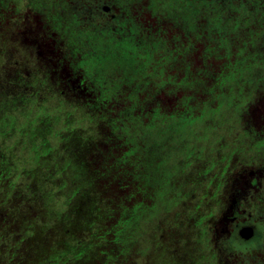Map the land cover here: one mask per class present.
I'll use <instances>...</instances> for the list:
<instances>
[{"label":"flooded vegetation","instance_id":"1","mask_svg":"<svg viewBox=\"0 0 264 264\" xmlns=\"http://www.w3.org/2000/svg\"><path fill=\"white\" fill-rule=\"evenodd\" d=\"M159 1L0 0V264H264V158L255 157L264 144V88L240 109L247 142L222 138V123L211 119L239 54L217 51L202 24L187 35ZM76 30L87 38L73 48ZM163 43L175 48L178 86L153 88L135 108L176 118L194 142H181L175 162L157 164V185L171 180L178 200L127 255L116 228L146 197L131 172L116 171L128 147L113 126L132 104L104 95L94 77L108 58L135 64ZM189 79L194 88L185 87ZM216 130L219 138H209ZM15 142L24 146L18 155L8 144ZM166 150L157 144L160 159ZM44 159L60 161V179L43 175L64 201L55 208L52 189L21 182L24 173L37 179Z\"/></svg>","mask_w":264,"mask_h":264},{"label":"rangeland","instance_id":"2","mask_svg":"<svg viewBox=\"0 0 264 264\" xmlns=\"http://www.w3.org/2000/svg\"><path fill=\"white\" fill-rule=\"evenodd\" d=\"M158 10L176 21H181L180 26L187 35L189 29L195 26L197 30L202 24V28L208 30L207 39L217 44L215 45L217 51H222L224 54L238 52L236 66L222 79L223 88L227 90L224 91L225 94L222 92V100H220L222 107L216 109V116L211 119L215 121H212L210 126H213V122H221L222 138L229 141L234 139V142H237L238 137H243L246 143L250 133L240 129L241 113L244 110L240 111V109L249 96L251 97L257 89L264 88L262 86L264 84V0H161ZM194 35L200 36V33L195 31ZM69 36L73 48L77 46L79 38H87V35L78 30L69 33ZM90 38L92 39L91 32ZM162 45V52L148 53L147 56L143 55L146 59L142 57L138 59L142 62V68L137 67V59L134 64L131 59L128 62L122 58L120 60L108 58L103 66H99L97 69L99 74L94 77L97 88L104 95L115 92L119 100L131 101L132 104V108L121 113L113 126L118 139L121 140L120 144L128 147L125 157L117 160L116 171L131 172L133 180H137L142 185V195L146 197L145 203L142 204L138 200L134 207L122 212L116 228L117 242L121 245L122 253L127 255L131 248L138 247L137 240L146 225L155 222L154 219L162 213L167 216L178 200L179 193L174 191L175 188L170 184L171 180L163 178L159 186L157 185L156 167L162 162H175L174 153L178 152L181 142H194L186 129L177 130L172 124L174 120L178 121L176 118L172 120L166 113L158 114L157 111L150 112L143 108H135L136 105L141 104L142 97H146V101L149 100L153 88L170 91L178 86L176 80L170 76L175 60V48L170 44ZM197 83L189 79L185 87L191 89ZM199 84L206 90V83L199 81ZM215 104L219 105V101L217 100ZM195 130H199V127L197 126ZM213 137L219 138L217 130L209 138ZM158 143H166L168 147V150L161 155V159L156 153ZM8 144L10 146L14 144L12 151L14 150L17 155L23 151L24 146L20 143L18 149L16 142ZM38 148L43 150L39 143ZM263 151L264 144L261 143L255 153L256 159L264 158ZM26 159L24 154L20 160H17L21 170ZM172 173L173 168L169 170V176H172ZM35 179L30 174L24 173L21 182L52 189L49 208L62 205L64 202L62 196L54 193L57 190L56 185L48 184L46 181L42 184L38 178ZM165 210L167 212H163Z\"/></svg>","mask_w":264,"mask_h":264},{"label":"trees","instance_id":"3","mask_svg":"<svg viewBox=\"0 0 264 264\" xmlns=\"http://www.w3.org/2000/svg\"><path fill=\"white\" fill-rule=\"evenodd\" d=\"M43 163H44V166H42ZM61 164H62V162H61ZM41 167L43 168V171L38 170L36 172V176L40 181H42V184H43V180H44L43 175L47 172V170L49 171V174L51 175L52 179H60V177L58 175L59 171H53L55 167L58 169L60 168V161L59 160H57V161H52V160L46 161V160H44V161H42Z\"/></svg>","mask_w":264,"mask_h":264}]
</instances>
